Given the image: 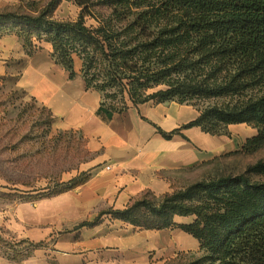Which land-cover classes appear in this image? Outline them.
<instances>
[{"label":"trees","instance_id":"obj_1","mask_svg":"<svg viewBox=\"0 0 264 264\" xmlns=\"http://www.w3.org/2000/svg\"><path fill=\"white\" fill-rule=\"evenodd\" d=\"M63 1L80 9L77 19L54 17ZM9 23L28 53L51 45L70 78L79 59L86 88L101 94L99 113L107 119L129 106L175 101L199 112L187 127L230 135V125L247 123L257 133L241 151L264 147V0H20L0 10V29ZM158 130L166 138L180 131ZM87 177L82 172L46 197ZM260 178L264 159L244 172L202 177L160 196L145 192L78 227L104 215L141 229L177 227L198 240L202 253L167 264H264ZM178 216L193 218L181 223Z\"/></svg>","mask_w":264,"mask_h":264},{"label":"crops","instance_id":"obj_2","mask_svg":"<svg viewBox=\"0 0 264 264\" xmlns=\"http://www.w3.org/2000/svg\"><path fill=\"white\" fill-rule=\"evenodd\" d=\"M19 1L0 0V9ZM51 51L45 44L30 54L17 34L0 36V81L28 92L51 111L57 128L79 132L93 155L80 169L88 176L83 183L20 208L15 234L38 244L57 264H167L179 252L197 251L198 240L177 227L141 229L110 215L78 225L103 210L124 209L145 192L160 196L197 181L201 168L256 129L239 123L228 127L230 135H212L187 127L199 112L175 101L129 106L107 119L99 113L101 94L86 88L79 69L70 78ZM159 128L180 131L166 138Z\"/></svg>","mask_w":264,"mask_h":264},{"label":"rangeland","instance_id":"obj_3","mask_svg":"<svg viewBox=\"0 0 264 264\" xmlns=\"http://www.w3.org/2000/svg\"><path fill=\"white\" fill-rule=\"evenodd\" d=\"M79 12L72 1H63L54 17L75 20ZM91 24L92 20L87 21ZM16 31L9 23L0 29V36ZM80 67L81 61L76 59L75 69ZM244 143L216 156L201 168L199 179L244 172L250 164L264 159V147L245 153L241 151ZM92 155L79 132L57 128L54 115L28 92L14 88L12 81H0V264H57L50 253L17 236L14 221L24 213L20 208L28 210L29 205L58 193L63 184L81 174ZM201 253L200 248L182 251L175 258L186 262L191 255L194 258Z\"/></svg>","mask_w":264,"mask_h":264},{"label":"built area","instance_id":"obj_4","mask_svg":"<svg viewBox=\"0 0 264 264\" xmlns=\"http://www.w3.org/2000/svg\"><path fill=\"white\" fill-rule=\"evenodd\" d=\"M108 168H110V167H108Z\"/></svg>","mask_w":264,"mask_h":264}]
</instances>
